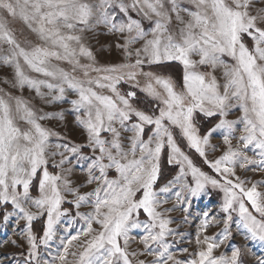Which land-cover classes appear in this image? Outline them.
<instances>
[{"label": "snow or ice", "instance_id": "1", "mask_svg": "<svg viewBox=\"0 0 264 264\" xmlns=\"http://www.w3.org/2000/svg\"><path fill=\"white\" fill-rule=\"evenodd\" d=\"M257 4L264 0H0V66L11 70L4 83L46 104H70L84 137L77 143L44 123L63 122L64 110L44 112L0 89V223L25 222L12 229L27 243L25 264H244L239 246L214 255L233 223L246 240L264 244V180L237 174L264 173V7ZM101 34L117 38L123 62H99L88 41ZM173 62L182 66V84L144 71ZM135 89L153 102L150 110L137 106ZM233 110L239 116L228 119ZM197 116L218 122L202 135ZM217 132L223 150L209 159V148L220 150L210 144ZM165 150L178 170L157 188ZM209 186L223 194V229L204 235L221 222L205 210L197 251L177 259L169 238L184 234L170 227L169 213L181 211L187 223L192 200ZM169 192L174 200L161 198ZM41 217L38 236L33 221ZM69 217L51 258L41 260L39 249L51 247ZM136 241L142 251L131 249ZM4 243L21 246L10 237Z\"/></svg>", "mask_w": 264, "mask_h": 264}, {"label": "rangeland", "instance_id": "2", "mask_svg": "<svg viewBox=\"0 0 264 264\" xmlns=\"http://www.w3.org/2000/svg\"><path fill=\"white\" fill-rule=\"evenodd\" d=\"M256 7H264V4H257ZM132 15L134 18H137L135 17L134 13ZM13 26L20 27L18 23L14 24ZM144 26L146 29L150 27L147 21L144 22ZM98 31H103V30H98ZM116 42H117L116 37L106 36L102 34L88 41L94 53L97 54V58L101 64H117L123 62L124 57L121 51L116 49L115 47ZM135 47H139V45H136ZM133 62H134V58H133ZM62 66L65 68L68 67L67 65H62ZM144 71H149V70L144 69ZM10 73H11L10 69L0 66V89H4L5 91H10L17 96H23L24 99L28 100L32 106H34L37 109H42L44 112L55 113L64 110L65 120L63 122L53 120V121H45L44 123L48 127H51L54 130L59 131L61 133L67 131L68 136L77 143L84 142V137L82 133L78 129H76L73 125L74 118L70 111L71 108L70 104H68L67 102H64L62 104H55V103L46 104L44 101L36 97L34 92H30L27 89H25L23 92L19 90L11 89L8 84L4 83V80L6 78L10 79ZM123 86H127L128 88H123ZM120 88L122 91L129 90V86L123 83L120 85ZM135 90L139 91V89H135ZM44 91L47 90L44 89ZM75 98L76 97L74 95L69 93L68 100ZM238 116H239V112L237 110H233V112L230 113L227 118L235 120L237 119ZM237 135H239V133H237ZM233 143L235 144V141H233ZM210 144L219 146L220 150L216 152H212L211 148H209L208 149L209 159L217 158L222 153L223 150L222 138L218 132L213 133L210 139ZM84 151L87 153L88 150L85 149ZM237 174L240 175L242 178L250 179L253 182L264 180V173H260V172H252V171L243 172L238 169ZM112 175H114V173ZM74 178L77 179V182L83 180V176L81 175L79 169L76 170V175ZM190 179L191 178L189 177V180ZM87 190L90 189H84L83 191H87ZM260 190L264 191V188ZM222 195L223 194L219 190L213 189L211 188V186H209L206 189V191L201 194L199 198L192 200V204L188 213L189 220L187 223L183 222V217L185 214L182 213L181 211L177 210L169 213L168 218L173 219L175 221V223L170 225V227L184 234L182 237L177 236L175 241H173L171 237L169 238V243H174V247L170 249V251L176 254L177 259L180 260L191 259L192 258L191 254L197 251L195 238L197 235V229L202 219L203 212L205 210H210L209 212L210 216L217 215V218L221 222L214 227H209V229L207 230L206 233H204V235L216 236L217 233L222 231L223 229L222 221L224 214L219 212V206L222 202ZM161 198L162 199L168 198L170 200H174L171 192H169L166 196L162 195ZM172 206L173 204L170 202L164 204L160 210L163 211L164 209L172 208ZM66 207H70V206L66 205ZM82 210L87 211V209H82ZM72 212L74 213L75 209H72ZM41 219L45 220L46 218L41 217L38 220ZM69 219L70 217L64 218L61 220V223L57 225V240L52 242L51 247L49 249H45L43 247L39 249L41 260L51 258L49 253L50 252L54 253L58 243L59 236L65 234L64 230L66 227H68L67 221ZM140 219L144 220L146 219V217L143 214H141ZM234 220H235V216H234ZM34 222L35 221H33V223ZM80 226H81V222L77 221L75 226L72 227L70 231H75V229ZM24 227H25L24 221H21L19 225H16L14 219L10 221L7 228L3 227L2 223H0V241H5L6 238L10 237L12 240H16L21 245L20 247H14L11 245V243H4L3 246L0 247V257H7V258L0 259V264H25V258L27 256V251H28L27 243L26 241L21 240L20 237L17 236L12 231L13 228H16V231L19 232ZM231 232H232L231 239L226 241L225 244L221 245L219 249L215 250L214 255H220L221 253L230 255L231 253L230 246L235 245V246H239L242 249V258L245 259L249 264H257L256 257H264V244H261L259 241L246 240L244 238L245 236L244 232L242 230H238L235 226V223L231 225ZM138 233L139 230H136V234ZM185 248L188 249V252L186 253L182 251ZM131 249L142 251L143 245L139 244L138 241L132 242ZM141 259L151 260L152 257H141Z\"/></svg>", "mask_w": 264, "mask_h": 264}, {"label": "trees", "instance_id": "3", "mask_svg": "<svg viewBox=\"0 0 264 264\" xmlns=\"http://www.w3.org/2000/svg\"><path fill=\"white\" fill-rule=\"evenodd\" d=\"M144 69L146 70L148 69L149 71L150 70L156 71L157 73L164 75H170L178 84H182L183 69L182 66L176 62L164 66H151V67L145 66ZM123 88H128V87L123 86ZM137 94L139 97V99L136 101L137 106L144 110H150L153 105V102L149 98L145 97V95L142 92L137 91ZM197 120L199 121V128L202 135L205 134L211 127H213L216 122H218L216 117L204 118L201 116H197ZM181 146L183 150L191 156L193 161L203 171L207 172L210 175H214V173H212V171L207 167V165L203 163V160L198 156V154H195L193 151L188 150L185 144H182ZM166 152L167 150H165V153L162 155V161H161L162 173L160 179L158 180L157 188L163 186L168 182V180L172 179L178 170L175 166H169L167 164ZM44 223H45L44 219L37 220L33 223V231L38 236L43 235ZM243 260H244V264H249L245 259Z\"/></svg>", "mask_w": 264, "mask_h": 264}]
</instances>
